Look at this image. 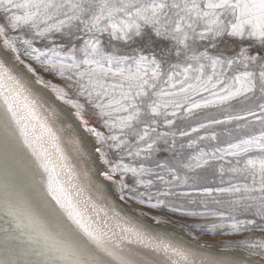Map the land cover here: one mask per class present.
Masks as SVG:
<instances>
[{"label": "snow or ice", "instance_id": "6c2138e0", "mask_svg": "<svg viewBox=\"0 0 264 264\" xmlns=\"http://www.w3.org/2000/svg\"><path fill=\"white\" fill-rule=\"evenodd\" d=\"M36 85L138 221L86 192ZM0 193V264H264V0H0Z\"/></svg>", "mask_w": 264, "mask_h": 264}, {"label": "bare ground", "instance_id": "6f19581e", "mask_svg": "<svg viewBox=\"0 0 264 264\" xmlns=\"http://www.w3.org/2000/svg\"><path fill=\"white\" fill-rule=\"evenodd\" d=\"M7 55L10 56L11 54L9 53ZM35 90L42 97V103L44 104V109H46L45 115L49 117V120L59 130L63 148L76 165L77 170L81 173L80 179L86 189V192L91 194L94 199H98L99 203L109 207L115 212H118L121 216L127 217L134 222L138 221L140 213L123 203V201H120L115 189L111 185H109L106 190H102L98 187V181L102 178L97 176L95 169L99 167V164L98 162H93L90 155L91 145L94 141L91 136L83 131L79 122L76 121L74 117L69 115V113L73 110L67 105H63L60 101L56 100L55 94L51 90L44 89L39 85L35 86ZM74 138L80 139V148L82 152L76 151L75 146L72 143ZM84 173H87V178H85ZM144 219L147 223H154V221L148 217H145ZM158 231L171 236L178 242L182 241L185 244H187L190 240L181 231L168 224L159 228ZM132 247L136 248L137 246L132 245ZM216 249L218 251L222 250L218 247H212L209 251L215 252ZM139 251L143 253L146 250L139 249ZM154 260L157 264H162L164 258L162 256H156L154 257Z\"/></svg>", "mask_w": 264, "mask_h": 264}, {"label": "rangeland", "instance_id": "374dc122", "mask_svg": "<svg viewBox=\"0 0 264 264\" xmlns=\"http://www.w3.org/2000/svg\"><path fill=\"white\" fill-rule=\"evenodd\" d=\"M118 47H121L122 51H125V52H131L132 51V47H135V45H133L132 47H124L123 45H118ZM223 47V45H222ZM157 51H159V49H156ZM43 74V73H42ZM45 79L46 80H51L53 84H56L60 87H64L65 86V83L64 81H61L60 79L58 78H55L53 76H50V75H47V74H43ZM90 123L92 124H95V120L94 119H90ZM95 126L99 127L98 124H96ZM217 131H219V129H217ZM179 146V145H178ZM159 147L161 148V151L159 153H157V158H163L165 156H168L170 155V153L167 152L166 150V146L163 145V142L160 143ZM186 151H190V150H186ZM211 183V182H209ZM216 183H218V180L216 181ZM123 203L127 204L129 207H131L132 209L138 211L139 213H141V211H147L146 209H142L141 207H138V206H135L133 204H129V203H126L123 201ZM153 213L149 212L147 217L151 219V216H152ZM168 216H165V219H167ZM172 220H173V223H169L168 225H171L173 227H175L177 230L181 231L183 234L186 235V233L184 232V230L180 227V223H183V222H177V218L176 216H172ZM188 223H203L202 221H192V220H188L187 221ZM251 234L249 233H242L238 236H224V235H213L212 233H209V232H204L201 234V238L199 240V244L201 245H212V247H218V248H221L223 249V246L226 242H229V241H237V240H240V239H244L245 237L249 236ZM262 235V234H255V238H259V236ZM187 236V235H186ZM189 239L190 237L187 236Z\"/></svg>", "mask_w": 264, "mask_h": 264}, {"label": "water", "instance_id": "95a60500", "mask_svg": "<svg viewBox=\"0 0 264 264\" xmlns=\"http://www.w3.org/2000/svg\"><path fill=\"white\" fill-rule=\"evenodd\" d=\"M54 97V96H53ZM0 220H2V217L0 218ZM216 251H218L217 249H216Z\"/></svg>", "mask_w": 264, "mask_h": 264}]
</instances>
